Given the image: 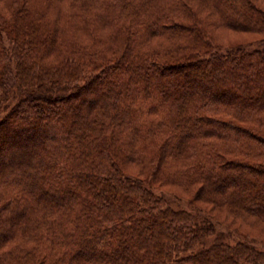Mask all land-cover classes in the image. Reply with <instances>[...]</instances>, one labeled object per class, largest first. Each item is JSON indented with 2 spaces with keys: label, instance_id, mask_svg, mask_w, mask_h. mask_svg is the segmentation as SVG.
I'll use <instances>...</instances> for the list:
<instances>
[{
  "label": "trees",
  "instance_id": "1",
  "mask_svg": "<svg viewBox=\"0 0 264 264\" xmlns=\"http://www.w3.org/2000/svg\"><path fill=\"white\" fill-rule=\"evenodd\" d=\"M196 185L264 222V0H0V264H264Z\"/></svg>",
  "mask_w": 264,
  "mask_h": 264
},
{
  "label": "rangeland",
  "instance_id": "2",
  "mask_svg": "<svg viewBox=\"0 0 264 264\" xmlns=\"http://www.w3.org/2000/svg\"><path fill=\"white\" fill-rule=\"evenodd\" d=\"M202 15L207 20L212 19L207 18V16L203 13ZM210 29L215 39L223 45L251 42L262 36L261 34L257 33L239 32L219 27L210 26ZM260 45L261 44L256 43L251 45V47H259ZM167 188L171 189L173 193L181 196L176 197L174 194L172 195L171 192H169L168 197L172 206L175 208H184L189 211H195V207L198 206H194L191 203L194 202L199 204L210 211L213 216L219 218L227 224L232 225L233 227H238L237 229L241 231L242 234H237L231 231L226 225L217 223L218 230H224L226 233H228L226 230L230 231L229 234H231V239L229 241L231 243H236L239 240H243L264 251V222H259L258 220H256V222H249V220L244 218L241 213L233 211L228 205H214L213 203L206 201L207 197L203 200V195L205 192L203 193L200 191V185H196L191 188L183 186H167ZM244 234H248L250 236ZM251 235L256 237H252Z\"/></svg>",
  "mask_w": 264,
  "mask_h": 264
}]
</instances>
